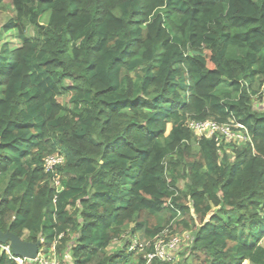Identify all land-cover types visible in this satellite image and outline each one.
I'll list each match as a JSON object with an SVG mask.
<instances>
[{"label": "trees", "instance_id": "1", "mask_svg": "<svg viewBox=\"0 0 264 264\" xmlns=\"http://www.w3.org/2000/svg\"><path fill=\"white\" fill-rule=\"evenodd\" d=\"M0 14L4 233L63 264H264V0H0ZM207 120L252 144L187 127ZM166 229L193 230L192 247L148 263ZM0 264L16 263L0 249Z\"/></svg>", "mask_w": 264, "mask_h": 264}, {"label": "built area", "instance_id": "2", "mask_svg": "<svg viewBox=\"0 0 264 264\" xmlns=\"http://www.w3.org/2000/svg\"><path fill=\"white\" fill-rule=\"evenodd\" d=\"M261 94L264 95V86L261 90ZM187 127L192 131L198 139H214L215 142L221 146L222 144H236V145H246L252 144V138L248 133L247 128L241 123L230 121L226 124L218 123L216 121H188ZM64 163V158L60 154L52 155L45 160L44 166L47 173H52L54 175L53 187L59 192L61 190L60 179L58 178L57 168ZM162 241L161 244L157 246L155 254L146 255L148 263H150L154 258H160L163 261L175 260V255L180 249L181 241L179 237H174L168 242ZM159 240V241H160ZM133 243V251L142 249V245L139 243L138 239L131 241ZM55 250V247H53ZM0 249L5 252L11 260L16 264H58L50 257L40 254V256L35 260H27L24 258L15 257L12 254L10 245H0ZM143 250V249H142Z\"/></svg>", "mask_w": 264, "mask_h": 264}, {"label": "rangeland", "instance_id": "3", "mask_svg": "<svg viewBox=\"0 0 264 264\" xmlns=\"http://www.w3.org/2000/svg\"><path fill=\"white\" fill-rule=\"evenodd\" d=\"M4 19H5V16H4V14H0V24H2L3 23V21H4ZM6 40L7 41H10L11 40V36L10 35H7L6 36ZM12 41V40H11ZM14 42L16 43V41L14 40ZM238 54H240V52L239 51H237V50H235V49H233V50H231L230 51V55L231 56H236V55H238ZM224 87H227V85H224L223 87H221V89L222 88H224ZM0 97H1V89H0ZM253 105H254V107H255V109H257V110H260V112H264V95H263V97H261L260 99H258V98H254V101H253ZM170 126L168 127V130H167V134L169 133V131H170ZM225 145H227V144H225ZM235 146H236V144H235ZM179 189H185V181H182V182H180V184H179ZM171 233V234H169L168 235V233ZM192 233H194L193 232V230L191 231ZM191 232H185L184 233V231L182 232L181 230H177V231H174V230H168V229H166V231L163 233V235H161V237H162V239L164 240V242L165 241H169L170 239H172V238H174V237H179V239H180V241H181V244H180V249L177 251V253H176V255H175V259H176V261L178 262L179 260L181 261L182 260V258H183V256L185 255V251L184 250H186V249H188L187 247H192V243L191 244H189L190 242H191V238L189 239V237L190 236H192V233ZM172 234H175V235H173V237H172ZM182 236V237H181ZM161 237L157 240V242H156V244H157V246L159 245V244H161L162 243V241L160 240L161 239ZM129 237H128V235H127V237H124L122 240H118V241H116L115 243H113L112 245H111V247L109 248V251L110 252H115V251H117V250H121L122 249V247H123V244L126 242V240L128 239ZM137 239H138V237H136ZM132 240H135V238H132L131 239V241ZM160 240V241H159ZM192 241H193V239H192ZM133 243H131V245H132ZM263 245H264V240H263ZM47 250H48V246L47 245H44L43 244V246H42V248H41V254H46V252H47ZM131 251H132V248L130 249ZM57 256V255H56ZM177 257V258H176ZM57 258H58V256H57ZM59 259V258H58ZM60 260V259H59ZM59 264H63L61 261H60V263ZM183 264V263H182Z\"/></svg>", "mask_w": 264, "mask_h": 264}, {"label": "water", "instance_id": "4", "mask_svg": "<svg viewBox=\"0 0 264 264\" xmlns=\"http://www.w3.org/2000/svg\"><path fill=\"white\" fill-rule=\"evenodd\" d=\"M0 245H10L15 257L35 261L41 254L43 242H28L11 232L4 233L0 229Z\"/></svg>", "mask_w": 264, "mask_h": 264}, {"label": "crops", "instance_id": "5", "mask_svg": "<svg viewBox=\"0 0 264 264\" xmlns=\"http://www.w3.org/2000/svg\"><path fill=\"white\" fill-rule=\"evenodd\" d=\"M44 255L50 257L52 260H54L58 264L60 263V260L56 256L54 248L48 249L46 254H44ZM66 264H73L69 257L67 258Z\"/></svg>", "mask_w": 264, "mask_h": 264}, {"label": "bare ground", "instance_id": "6", "mask_svg": "<svg viewBox=\"0 0 264 264\" xmlns=\"http://www.w3.org/2000/svg\"><path fill=\"white\" fill-rule=\"evenodd\" d=\"M136 239V238H135ZM133 247V244H132V246H131V248ZM132 251H133V249H132Z\"/></svg>", "mask_w": 264, "mask_h": 264}]
</instances>
